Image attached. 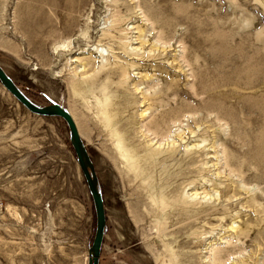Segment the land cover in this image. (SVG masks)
<instances>
[{
	"label": "rangeland",
	"instance_id": "1",
	"mask_svg": "<svg viewBox=\"0 0 264 264\" xmlns=\"http://www.w3.org/2000/svg\"><path fill=\"white\" fill-rule=\"evenodd\" d=\"M63 1L0 0V66L35 105L55 101L76 113L105 209L99 264H204L201 249L210 240L214 249L227 247L224 264H264V76L254 68L264 55L255 35L264 25L262 1L115 0L114 12V0ZM112 13L133 18L131 28L146 24L143 48L155 55L134 71L149 77L134 78L132 90L116 95L124 103L118 116L136 145L183 130L176 154L153 167V190L172 196L195 188L207 218L181 210L157 228L148 216L142 233L121 217L128 191L117 152L91 108L94 98L76 94L68 73L88 55L74 52L94 46ZM242 222L245 230L228 229ZM95 230L67 123L32 113L0 82V264H88Z\"/></svg>",
	"mask_w": 264,
	"mask_h": 264
},
{
	"label": "bare ground",
	"instance_id": "2",
	"mask_svg": "<svg viewBox=\"0 0 264 264\" xmlns=\"http://www.w3.org/2000/svg\"><path fill=\"white\" fill-rule=\"evenodd\" d=\"M261 1L264 8V0ZM73 2L71 0L63 1L66 7H75L77 3ZM111 7L114 12L117 8L115 0L112 1ZM121 17H115L113 13L104 17L105 26L100 30L98 41L93 47L77 48L78 51L74 53L78 55L87 53L88 55L81 58L76 56L78 70L77 68H69L68 70L72 79V87L76 94L84 99L94 98L95 102L91 108H95V116L104 130V136H106V139L109 140L117 152V158H114V160L122 166V168L119 166L120 178L122 184L128 191V200L126 202L127 215L123 213L121 217L127 223L133 222L134 226L139 227L138 229H141L142 233L148 232L147 230L149 228L145 224L151 223L152 221L151 218L148 219V216L157 219V228H161L162 223L167 224L172 218L176 219L179 217L182 211L184 213L194 212L196 217L201 216L203 213V216L207 218L210 212L201 211L198 208L197 205L201 200H199L195 188H187V186H184L178 194L172 196L164 193L163 190H153L156 187L153 167L158 163L157 161H164L170 155L176 154L178 151L177 148L180 146V142L184 137L182 135L183 130L179 126H175L174 130L170 128L168 132L167 129L161 132V137L154 143L148 139H144L141 145H136L132 140V136L128 134V129L122 123L123 120L118 116L121 108L120 105L122 106L124 103L117 102L116 95L120 96L121 90H123L122 92L132 90L134 78H148L149 75L147 73L141 74L139 71H134L145 69L140 59H150L155 56L152 54L154 52L151 53V50L146 51L143 48V45L150 40L145 39L148 26L146 24L138 26L132 25L133 28H131L128 24L134 21L132 20L133 18L122 21ZM71 20L74 21L75 18L71 17L69 21ZM130 28L136 29V31H128ZM132 33H137V36L135 37ZM255 33L257 38L264 40V25L257 29ZM103 40H106V43ZM72 61L76 60L74 59ZM257 62L254 68L259 67L256 72L258 73V77H263L264 55H261ZM170 64L176 65L173 62H170ZM90 70L93 71L88 72ZM139 73V76H134ZM170 86L177 87L174 83H170ZM134 88L139 90L140 87L138 84H135ZM141 93L143 92L141 91ZM143 96L145 98L147 97L145 94ZM147 109L142 110L140 114L143 115V112ZM71 113L76 126L79 127L76 113ZM158 120L156 124L154 123L157 127L159 126ZM81 123L84 125L88 124L86 120H82ZM153 134L158 135L157 132ZM177 136L178 140H180L179 142L174 140ZM194 154L197 155V152H194ZM187 189H194V191L188 192ZM143 206L144 209H142ZM242 223L240 228L231 223L228 229L243 231L248 227V223ZM166 236L170 237L171 234L167 233ZM208 238H211V236L207 235L205 237L206 240ZM222 238H219L220 244L226 242V240L221 241ZM211 241H206L204 243L206 246L201 249L203 253L201 255V262L204 264H224V256L228 251L227 247L219 250L214 249ZM162 242L164 249L169 250L165 238H163ZM206 253L209 254L207 255ZM160 257H162L161 253ZM171 263L176 264V261L173 259ZM157 264L168 263L162 258Z\"/></svg>",
	"mask_w": 264,
	"mask_h": 264
},
{
	"label": "water",
	"instance_id": "3",
	"mask_svg": "<svg viewBox=\"0 0 264 264\" xmlns=\"http://www.w3.org/2000/svg\"><path fill=\"white\" fill-rule=\"evenodd\" d=\"M0 82L3 86L29 111L42 116H59L68 125L70 142L75 151L77 162L86 179L91 194L95 215L96 230L92 244L88 249V264H99L102 242L105 234L106 216L102 192L99 189L98 178L84 141L81 139L77 126L71 114L55 101L45 106H37L32 103L18 88L15 82L7 75L0 66Z\"/></svg>",
	"mask_w": 264,
	"mask_h": 264
}]
</instances>
